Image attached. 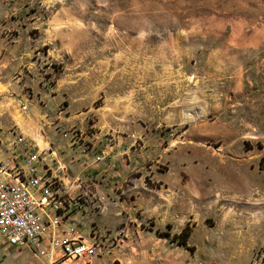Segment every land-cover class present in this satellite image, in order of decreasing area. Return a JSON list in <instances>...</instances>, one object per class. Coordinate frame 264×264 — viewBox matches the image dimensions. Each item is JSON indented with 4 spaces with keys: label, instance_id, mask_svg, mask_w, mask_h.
<instances>
[{
    "label": "rangeland",
    "instance_id": "rangeland-1",
    "mask_svg": "<svg viewBox=\"0 0 264 264\" xmlns=\"http://www.w3.org/2000/svg\"><path fill=\"white\" fill-rule=\"evenodd\" d=\"M29 152L108 248L71 264H264V0H0V163ZM0 264L43 263L0 232Z\"/></svg>",
    "mask_w": 264,
    "mask_h": 264
},
{
    "label": "built area",
    "instance_id": "built-area-1",
    "mask_svg": "<svg viewBox=\"0 0 264 264\" xmlns=\"http://www.w3.org/2000/svg\"><path fill=\"white\" fill-rule=\"evenodd\" d=\"M18 142L23 141L19 136ZM24 164L0 163V232L8 244L26 248L43 264H71L104 255L108 248L95 238L85 240L63 227L62 193L26 153Z\"/></svg>",
    "mask_w": 264,
    "mask_h": 264
},
{
    "label": "trees",
    "instance_id": "trees-1",
    "mask_svg": "<svg viewBox=\"0 0 264 264\" xmlns=\"http://www.w3.org/2000/svg\"><path fill=\"white\" fill-rule=\"evenodd\" d=\"M190 233H191V227L187 224L181 229V231L178 234H174L171 237V240L176 241V243L178 245H182L186 248H191L187 244V239H188ZM158 234H160V236H168L169 235L168 233H162L163 235H161V233H158Z\"/></svg>",
    "mask_w": 264,
    "mask_h": 264
},
{
    "label": "bare ground",
    "instance_id": "bare-ground-1",
    "mask_svg": "<svg viewBox=\"0 0 264 264\" xmlns=\"http://www.w3.org/2000/svg\"><path fill=\"white\" fill-rule=\"evenodd\" d=\"M193 119H195V116H192L191 114L186 113V120L190 121ZM18 124L21 126V128L23 129L25 134L30 135L31 137L35 138V140H37V142L42 143L41 140L39 139V137L35 134V132L32 131V129L26 125L24 120L19 119Z\"/></svg>",
    "mask_w": 264,
    "mask_h": 264
}]
</instances>
